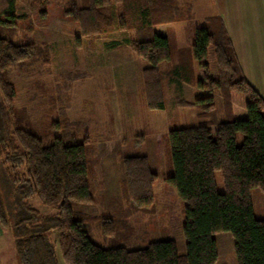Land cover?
<instances>
[{
    "label": "trees",
    "instance_id": "obj_1",
    "mask_svg": "<svg viewBox=\"0 0 264 264\" xmlns=\"http://www.w3.org/2000/svg\"><path fill=\"white\" fill-rule=\"evenodd\" d=\"M68 1V13L79 22L82 35L107 32L115 28L116 21L121 29H135L126 42L149 62L143 71L147 106L166 109L164 75L159 68L162 61L173 57L166 24L193 20L191 3ZM114 3L123 5V12L116 17L110 12L115 10ZM18 19L16 0H0V225L11 229L20 264H216L219 250L215 235L223 231L235 239L238 264H264V217L255 215L252 197L253 188L264 189V97L246 78L221 16H209L205 24L192 26L193 51L202 70V78L195 83L207 92L193 101L176 100L179 107L199 109L200 120L194 125H172L163 136L169 160L165 181L184 203L186 250L182 254L172 238H153L141 245L118 241L101 245L89 235L85 225L94 220H101L105 233L112 235V224L119 216L93 215L81 208L80 204L96 199L95 161L88 137L66 127L47 142L49 127L40 132L39 127L27 124L25 114L13 105L15 86L5 70L34 53L29 44L15 42L2 33L3 28L15 27ZM210 47L217 75L210 71ZM183 66L187 68V63ZM173 73L186 82L194 78L191 71ZM233 90L248 94L245 117L235 116L231 108ZM215 91H220L226 107L224 119L219 121L209 119ZM67 122L64 117L65 126ZM60 126V121L51 123L53 129ZM134 144L139 150L122 157V192L137 206H150L157 174L141 148L142 139ZM34 196L54 212L43 214L32 207L29 200Z\"/></svg>",
    "mask_w": 264,
    "mask_h": 264
},
{
    "label": "rangeland",
    "instance_id": "obj_2",
    "mask_svg": "<svg viewBox=\"0 0 264 264\" xmlns=\"http://www.w3.org/2000/svg\"><path fill=\"white\" fill-rule=\"evenodd\" d=\"M172 1H178L182 6L185 2L191 3L195 16L191 21L177 20L166 24L173 55L170 61H162L159 65L164 75L166 109L147 106L143 71L149 62L126 42L135 34L132 27L121 29L116 21L115 28L107 32L85 36L79 22L68 13L71 7L68 0H16L17 25L2 30L5 36L18 43H27L34 50L31 57L13 62L5 70L7 78L15 86L13 105L25 114L23 119L27 124L39 127L40 132L49 127L47 142L66 127L89 139L91 158L95 161L96 199L92 203L80 204L81 208L93 215L116 213L114 215L119 216L112 224L115 226L112 235L105 233L101 220L85 225L89 235L101 245H110L114 241L141 245L153 238H172L179 253L186 250L182 231L184 203L176 189L165 181L169 160L163 136L172 125H194L200 120L197 116L199 109L179 107L176 100L185 98L193 101L195 96L207 92L195 83L197 78H202V70L193 51L192 26L205 24V16L221 9L223 4L222 0ZM247 1L250 0H241L242 4ZM262 1L257 0L259 10L249 27L244 28V35L246 39L262 35V42L255 43L258 47H253L256 66L253 74L264 90V70H261L264 69ZM142 2L146 5L147 0ZM114 7L115 10L110 9V12L115 17L123 12L122 4L114 3ZM116 41L119 44H115ZM208 60L211 73L217 75V62L211 47ZM186 63L187 68L183 66ZM176 70L179 73L191 71L194 78L186 82L173 73ZM214 94L215 107L209 112V119L219 121L224 119L226 107L220 91ZM247 98L246 92L233 90L231 108L235 116H246ZM64 117L68 120L66 126ZM55 120L61 122L59 129L51 127ZM138 138L142 139L141 148L157 174L154 200L150 206H137L122 192L125 177L122 157L139 150L140 147L134 144ZM217 182L222 189L220 173L217 174ZM252 197L255 215L264 217V189L253 188ZM29 204L43 214L54 212L38 196L30 198ZM0 232V264H20L11 229L0 225ZM132 234L136 236L133 240ZM52 236L55 238L56 234ZM215 237L219 250L216 264H238L232 234L223 231Z\"/></svg>",
    "mask_w": 264,
    "mask_h": 264
},
{
    "label": "crops",
    "instance_id": "obj_3",
    "mask_svg": "<svg viewBox=\"0 0 264 264\" xmlns=\"http://www.w3.org/2000/svg\"><path fill=\"white\" fill-rule=\"evenodd\" d=\"M222 4L223 6H221V9L214 11L216 13L212 12L211 14L206 15L204 19L210 15H219L223 18L246 78L251 83V85L264 97V90L259 87V84L257 83L253 74L254 67H256L254 65L255 54L253 52V47H258L255 43L262 42V35L259 38L254 39L251 36L246 39L244 35V28L249 27L255 12L259 10L257 8V0H250L245 4H242L241 0H222ZM261 4H264V2L262 1ZM249 34L251 35V33ZM261 70L263 72L264 69Z\"/></svg>",
    "mask_w": 264,
    "mask_h": 264
}]
</instances>
